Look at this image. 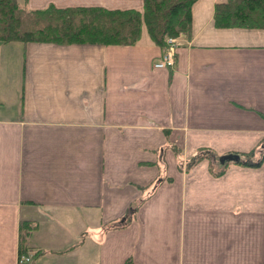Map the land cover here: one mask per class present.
I'll return each instance as SVG.
<instances>
[{"label":"crops","instance_id":"0c3cea01","mask_svg":"<svg viewBox=\"0 0 264 264\" xmlns=\"http://www.w3.org/2000/svg\"><path fill=\"white\" fill-rule=\"evenodd\" d=\"M142 10L144 0H16ZM198 0L173 67L133 45L0 43V264H264V29ZM147 34V35H145ZM201 150L216 159L190 165ZM259 158L256 155L254 161Z\"/></svg>","mask_w":264,"mask_h":264},{"label":"trees","instance_id":"16d2710c","mask_svg":"<svg viewBox=\"0 0 264 264\" xmlns=\"http://www.w3.org/2000/svg\"><path fill=\"white\" fill-rule=\"evenodd\" d=\"M198 0H144L142 10H107L104 8H66L53 5L42 10H29L16 0H0V43L38 42L102 45H133L140 41L143 27L151 40L167 50V39L192 32V8ZM217 28L264 29V0H227L215 6ZM240 163H228L259 168L264 162V140L250 153H239ZM256 155L259 156L254 161ZM216 159V155L201 150L191 161ZM36 227L22 225L20 254H27L26 240ZM36 253L33 257H37Z\"/></svg>","mask_w":264,"mask_h":264},{"label":"built area","instance_id":"2783aa9c","mask_svg":"<svg viewBox=\"0 0 264 264\" xmlns=\"http://www.w3.org/2000/svg\"><path fill=\"white\" fill-rule=\"evenodd\" d=\"M177 47V38H170L167 41V50L162 57L154 64L155 68L173 67L175 63V52ZM32 257L28 255H20L19 264H30Z\"/></svg>","mask_w":264,"mask_h":264},{"label":"water","instance_id":"95a60500","mask_svg":"<svg viewBox=\"0 0 264 264\" xmlns=\"http://www.w3.org/2000/svg\"><path fill=\"white\" fill-rule=\"evenodd\" d=\"M220 163L225 166L228 163H240L242 157L239 154H227L219 158Z\"/></svg>","mask_w":264,"mask_h":264},{"label":"rangeland","instance_id":"374dc122","mask_svg":"<svg viewBox=\"0 0 264 264\" xmlns=\"http://www.w3.org/2000/svg\"><path fill=\"white\" fill-rule=\"evenodd\" d=\"M143 29H146V27H143ZM145 35H147V34H145ZM168 39H170V38H168ZM168 39H167V41H168ZM178 41V40H177Z\"/></svg>","mask_w":264,"mask_h":264}]
</instances>
